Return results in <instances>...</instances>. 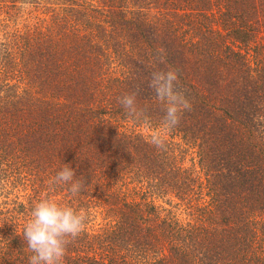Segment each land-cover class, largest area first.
Segmentation results:
<instances>
[{"label": "trees", "instance_id": "16d2710c", "mask_svg": "<svg viewBox=\"0 0 264 264\" xmlns=\"http://www.w3.org/2000/svg\"><path fill=\"white\" fill-rule=\"evenodd\" d=\"M0 264H264V0H0Z\"/></svg>", "mask_w": 264, "mask_h": 264}]
</instances>
